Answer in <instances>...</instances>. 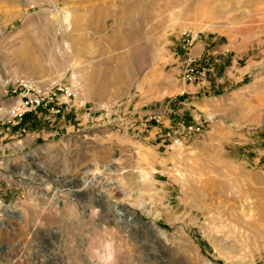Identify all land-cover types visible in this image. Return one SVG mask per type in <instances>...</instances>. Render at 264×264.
Returning a JSON list of instances; mask_svg holds the SVG:
<instances>
[{"label":"rangeland","instance_id":"rangeland-1","mask_svg":"<svg viewBox=\"0 0 264 264\" xmlns=\"http://www.w3.org/2000/svg\"><path fill=\"white\" fill-rule=\"evenodd\" d=\"M185 30L240 70L180 115ZM21 76L94 115L0 125V264H264V0H0V90Z\"/></svg>","mask_w":264,"mask_h":264},{"label":"crops","instance_id":"crops-1","mask_svg":"<svg viewBox=\"0 0 264 264\" xmlns=\"http://www.w3.org/2000/svg\"><path fill=\"white\" fill-rule=\"evenodd\" d=\"M101 9H99L100 11ZM99 11H97V14H100ZM105 10L101 11V15L98 16V19H104L105 16H107L105 13H103ZM89 18V17H88ZM90 20V18H89ZM92 23V18H91ZM89 42H87L88 44ZM89 45V44H88ZM189 55L191 56H198V55H205L207 56L209 60V67L210 69L207 70L206 73V79L201 84H187V83H179L180 89H183L182 92L177 93L173 96H168L167 98H176V100L184 101L185 103H181V109L177 110L176 114H187L188 112H191V107L195 108L196 105L202 106L207 104V99L214 98V94L218 92L219 90L226 89V82L229 84L231 83V80H235L237 76V72H239V64H237L235 61L230 62V66L225 67L224 64L227 60H225V55H218V53L210 52L206 50L204 45L201 43H197L192 49L189 50ZM219 59V61L217 60ZM221 60V61H220ZM221 64V65H220ZM223 69V70H222ZM220 70L222 72L219 74ZM104 72V70H103ZM109 72L107 71L105 73V80L108 81ZM108 78V79H107ZM96 75L92 74L89 76V81L95 82ZM236 81V80H235ZM91 83H87V88L89 87ZM81 91V90H80ZM81 97L84 99H95L99 100L95 96H85L83 95V92L81 91ZM183 95V96H182ZM178 98V99H177ZM79 99V94L76 99L72 101V104L69 106H63L65 108H61L60 113L55 116L51 114L49 111V108L45 107L42 109H39L40 113H42L40 116H36L35 112H29L27 113L21 122L17 123L14 126H11L13 128L21 127V129L27 126H31V120L35 117V121H39L41 123L47 124V127L45 126V130H48V132H44L39 130V132L44 136H56L59 132H62L64 130L68 131L71 127L81 126L88 122L89 120H93V113H86L81 107L87 103H90L89 101H86L82 106L81 104H77V101ZM100 101V100H99ZM94 103V102H93ZM95 104V103H94ZM36 111V112H38ZM175 114V115H176ZM190 114V113H189ZM39 124V123H37ZM40 125V124H39ZM9 127V128H11ZM38 131V130H37Z\"/></svg>","mask_w":264,"mask_h":264},{"label":"built area","instance_id":"built-area-1","mask_svg":"<svg viewBox=\"0 0 264 264\" xmlns=\"http://www.w3.org/2000/svg\"><path fill=\"white\" fill-rule=\"evenodd\" d=\"M197 39V35L182 31L179 47L187 53ZM209 60L205 55L191 56L187 54L182 64V79L188 84H201L206 79ZM40 81V80H39ZM33 78L21 76L7 79L4 82L6 103L0 105V125L11 127L21 122L29 112H36L45 107H59L72 102L79 90L71 85L57 81L44 86ZM196 128L195 131H199Z\"/></svg>","mask_w":264,"mask_h":264},{"label":"bare ground","instance_id":"bare-ground-1","mask_svg":"<svg viewBox=\"0 0 264 264\" xmlns=\"http://www.w3.org/2000/svg\"><path fill=\"white\" fill-rule=\"evenodd\" d=\"M57 13H58V15L60 16V12L59 11H57ZM65 16V15H64ZM64 19V21H67V16H66V18H63ZM57 30V32H63V31H61V29L60 28H57L56 29ZM65 32V31H64ZM26 42V41H25ZM30 48V47H29ZM27 45L25 44V46L23 47V49H22V52H23V54H24V52H26L27 51ZM30 51V50H29ZM27 54V53H26ZM28 55V54H27ZM23 57H25L26 58V56H23ZM32 59H33V57H32ZM31 60V59H30ZM43 61V60H42ZM23 64H25L24 62H22ZM27 63V62H26ZM48 63V62H47ZM25 66H27V69H28V64L26 65L25 64ZM58 66V65H57ZM31 67V66H30ZM35 67V66H34ZM22 68V67H21ZM24 68V67H23ZM22 68V69H23ZM32 68V67H31ZM20 74V73H19ZM25 77H28V76H25ZM103 77V76H102ZM17 78V77H16ZM31 78V77H30ZM33 78V77H32ZM33 79H35V80H38L39 81V79H37V78H33ZM108 79V78H107ZM39 82H42L41 80L39 81ZM55 82V81H54ZM107 82H109V81H107ZM44 85V84H43ZM0 93L3 95L4 93H5V89H4V87H3V89L1 88V90H0ZM109 185L110 186H114V185H116V182H114V181H111L110 183H109ZM0 209L1 210H3V211H6V209L2 206V203L0 202ZM111 211L115 214V216L117 217V219L119 220H121V221H124V223H128L129 221H132L133 220V218H132V215L131 214H129V213H127V211L125 212V210H123L122 208H119L118 206H113L112 208H111ZM105 253V252H104Z\"/></svg>","mask_w":264,"mask_h":264},{"label":"clouds","instance_id":"clouds-1","mask_svg":"<svg viewBox=\"0 0 264 264\" xmlns=\"http://www.w3.org/2000/svg\"><path fill=\"white\" fill-rule=\"evenodd\" d=\"M116 249L111 242L105 244V253L101 260V264H116Z\"/></svg>","mask_w":264,"mask_h":264},{"label":"water","instance_id":"water-1","mask_svg":"<svg viewBox=\"0 0 264 264\" xmlns=\"http://www.w3.org/2000/svg\"><path fill=\"white\" fill-rule=\"evenodd\" d=\"M9 211V210H8ZM5 214L7 213V212H4Z\"/></svg>","mask_w":264,"mask_h":264}]
</instances>
